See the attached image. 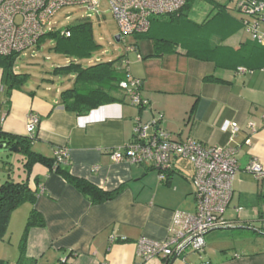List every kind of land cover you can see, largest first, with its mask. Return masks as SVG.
<instances>
[{
    "label": "crops",
    "instance_id": "0c3cea01",
    "mask_svg": "<svg viewBox=\"0 0 264 264\" xmlns=\"http://www.w3.org/2000/svg\"><path fill=\"white\" fill-rule=\"evenodd\" d=\"M199 1L210 3V9L191 17ZM238 1L196 0L187 12L190 22L182 23V28L168 18L158 22L151 36L177 44L161 55L155 54L154 39L134 36L137 51H130L121 67H129L130 75L142 81V97L150 101L145 108L126 99L80 116L60 104L62 90L74 80L69 86L56 83L44 87L43 83L34 90L26 83L9 91L2 83L0 65L2 133L28 136L27 117L36 113L40 123L32 137L34 151L54 158L65 148L68 157L63 165L74 176L104 190L124 186L115 199L93 204L63 175L44 164H34L29 184L38 193L36 205L25 202L13 211L10 220L12 223L18 216L26 221L34 207L44 217L43 226L29 230L27 259H37L40 264H60L63 260L67 264H165L163 257L143 262L137 255V243L141 238L165 240L172 233L175 212L195 211L194 167L175 157L161 180L159 169L151 164L113 161L112 151L133 138L136 119L140 118L142 123L156 120L161 130L176 139L190 137L210 146L233 145L239 151V171L225 226L214 230V235H206L203 253L188 251L173 264H264V180L258 181L247 170L254 160L264 169V52L237 15ZM216 3L226 8L220 12ZM183 39L190 45H181ZM192 41L200 46L203 43V50L223 47V58L194 57L187 52L195 48ZM239 67L251 70L238 72ZM208 76L217 80L206 81ZM233 122L239 127L234 135L225 129ZM27 176L23 167L17 179ZM218 230L241 231L237 250L218 248Z\"/></svg>",
    "mask_w": 264,
    "mask_h": 264
},
{
    "label": "built area",
    "instance_id": "2783aa9c",
    "mask_svg": "<svg viewBox=\"0 0 264 264\" xmlns=\"http://www.w3.org/2000/svg\"><path fill=\"white\" fill-rule=\"evenodd\" d=\"M100 0H0V54L20 55L36 47L45 34L52 17L64 6L82 5L96 10ZM110 10L117 22L122 41L128 36L146 33L151 19L181 10L187 0H108ZM245 15L243 26L253 40L264 46V0H239L236 6ZM69 36L70 33H67ZM127 51H137L134 45ZM141 58V55L138 54ZM127 78L119 83L127 94V100L139 108L148 107L150 101L141 94L142 81L132 77L129 67ZM238 72H248L239 67ZM40 118L36 113L27 117L26 130L33 137ZM226 130L234 135L239 127L229 123ZM238 148L233 145L210 146L193 138L176 139L161 130L157 121L142 123L136 119L133 138L123 147L112 151L115 162L144 165L159 169V177L165 179V171L172 168L175 157L188 160L194 167L192 184L196 207L194 212L177 211L174 215L172 233L163 241L141 238L137 243V255L143 262L157 257L174 258L188 251L203 253L206 235L225 226V213L233 198V183L239 171ZM67 149L56 152L57 163L66 164ZM247 170L258 181L264 180L261 163L252 161ZM65 261V260H64ZM63 261V262H64ZM61 264V263H60ZM143 264V263H136ZM204 264V263H202ZM206 264V263H205Z\"/></svg>",
    "mask_w": 264,
    "mask_h": 264
},
{
    "label": "trees",
    "instance_id": "16d2710c",
    "mask_svg": "<svg viewBox=\"0 0 264 264\" xmlns=\"http://www.w3.org/2000/svg\"><path fill=\"white\" fill-rule=\"evenodd\" d=\"M195 1L196 0H187L185 6L181 10L168 15L152 18L149 30L135 37L138 38L142 36L154 39L155 54L157 55L171 51L173 46L177 44L165 38L151 36L154 25L158 22L161 23L164 18H168L173 25L180 26L182 23L184 25L187 24L185 22H190L187 12L191 9ZM216 4L220 12H222L223 7L226 8L221 4ZM185 27L186 26L183 28ZM180 28L182 27L180 26ZM67 33H70V35L68 36ZM177 37L178 39L180 38L179 35H177ZM47 38H51L55 41V48L58 52L77 59L91 56L93 51L99 47L93 37L91 22L88 20L80 21L78 24L68 27L63 31H46L41 37L38 46ZM188 44L189 41L185 40L181 45L187 47ZM192 45L195 48H193L192 51L187 49V52H192V55L196 58L202 60L223 58V47H210L207 50H203V43L200 46L199 43L197 45L192 41ZM259 48L261 52H264V46ZM18 57L19 55L17 54L8 56L0 54V65L3 69L2 83L9 91L20 89L27 83L29 77V74L20 73L16 70ZM123 59L124 56H121L112 61H98L88 66H84L75 59L66 65L55 67L53 70L55 75L74 76L73 85L63 89L61 92V106L65 110L81 116L105 104L125 101L127 99V94L119 86V83L127 78L126 67H121V61ZM205 80H217V78L208 76ZM32 142V137L9 135L2 133L0 130V143H7V147H17V153L20 154V160L28 174L26 178L16 180L10 178L11 176L9 174L10 177L8 176L0 185V241L4 240L13 211L28 201L33 203L34 206L36 205L38 193L37 191H33L29 184V173L32 166L36 163L44 164L49 167L51 171L63 175L70 184L86 195L93 204H100L115 199L124 187L120 185L114 190H104L87 179L76 177L65 165L57 163L55 157L49 158L34 151L32 149ZM5 164L13 165L11 161H5ZM5 170L10 171V169L6 167ZM44 223L45 220L43 215L34 207L28 216L20 240V255L16 264H40L37 259H27L26 246L29 230L34 226H43ZM172 259L173 258H165V264H170ZM63 261H61V264H67V260ZM0 264H8V262L0 259Z\"/></svg>",
    "mask_w": 264,
    "mask_h": 264
},
{
    "label": "rangeland",
    "instance_id": "374dc122",
    "mask_svg": "<svg viewBox=\"0 0 264 264\" xmlns=\"http://www.w3.org/2000/svg\"><path fill=\"white\" fill-rule=\"evenodd\" d=\"M219 1L223 2V0ZM210 5V3L203 1L195 3L190 13L191 17L195 18L200 16V14H204L207 9H210ZM236 13L239 18H246L245 15L239 12ZM83 20L91 22L93 37L99 46L93 51L91 56L83 59L68 57L56 50L55 41L51 38L44 40L40 46L37 45L20 54L16 62V68L20 73L29 74L27 83L29 85L32 84L34 90H37L38 86L43 83L44 87L47 85L53 86L56 83L69 86L73 80V75H55L53 70L55 67L66 65L72 60L76 59L84 66H88L98 61H112L121 56L126 57L131 53L127 51V47L134 45L135 37L128 36L125 41L119 43L116 41L115 36L119 33V28L110 10L108 0H100L98 8L94 11L82 5L64 6L52 17L47 30L63 31ZM20 157L18 153L0 152V185L8 178V174L12 176L10 178L16 180L23 173ZM5 161H11L13 165H6ZM5 167L10 169V171L5 170ZM26 223L27 220L24 221L22 219L21 221V218L16 216L14 221L10 222L4 240L0 241V258L5 256L4 260L8 264L17 263L20 255L19 244ZM214 232L209 233L207 236L214 235ZM217 232L221 235L216 242L219 246L218 248L221 247L223 250L227 248L230 251L237 250L238 247L236 246L239 245L238 243L241 239L240 230H218ZM248 235L254 237L253 234Z\"/></svg>",
    "mask_w": 264,
    "mask_h": 264
},
{
    "label": "water",
    "instance_id": "95a60500",
    "mask_svg": "<svg viewBox=\"0 0 264 264\" xmlns=\"http://www.w3.org/2000/svg\"><path fill=\"white\" fill-rule=\"evenodd\" d=\"M115 39H116V41H117L118 43L122 41V39H121V35H120V34H117V35L115 36ZM0 152H14V153H15V152H18V149H17V147H7V143H0ZM240 228L247 229V230L249 229V230H252V231L259 232L258 230L253 229V228H249V227H240ZM229 229H230V228H229ZM177 258H178V256H175V257L172 259V261H171L170 264H173Z\"/></svg>",
    "mask_w": 264,
    "mask_h": 264
}]
</instances>
